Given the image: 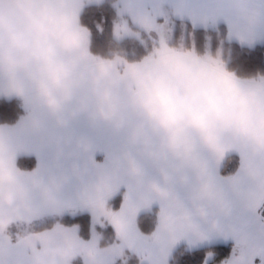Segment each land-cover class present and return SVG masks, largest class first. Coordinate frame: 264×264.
Returning <instances> with one entry per match:
<instances>
[{"label":"crops","instance_id":"obj_1","mask_svg":"<svg viewBox=\"0 0 264 264\" xmlns=\"http://www.w3.org/2000/svg\"><path fill=\"white\" fill-rule=\"evenodd\" d=\"M106 1L0 0V98H18L26 110L16 124H0V264H72L92 239L59 223L36 228L98 206L106 225L121 189L110 225L144 264H169L182 246L230 242L248 250L247 264H261L264 81L179 49L122 68L102 60L81 14ZM192 7L117 0L113 35L126 24L153 36ZM217 13L233 41L264 42V0H215ZM23 156L37 167L21 170ZM233 157L238 169L227 175ZM154 208L157 229L144 236L138 219Z\"/></svg>","mask_w":264,"mask_h":264},{"label":"trees","instance_id":"obj_2","mask_svg":"<svg viewBox=\"0 0 264 264\" xmlns=\"http://www.w3.org/2000/svg\"><path fill=\"white\" fill-rule=\"evenodd\" d=\"M117 0H107L101 5H90L86 7L81 14V22L92 31L91 52L102 60H119L120 67L126 64L138 63L146 58L158 54L162 49L160 43L149 35L148 32L137 27L134 32L135 36L124 39H117L113 35L114 25L120 20L117 8ZM226 28V26H223ZM180 29L176 30L175 39L170 43L169 49H179L185 53L192 54L199 58L205 57L206 35L213 36V52L215 53L221 44L222 51L227 56L225 65H221V69L243 81H253L255 78H264V42L253 47L242 45L237 41H226V30L221 35L217 32L206 31L205 29H196L194 31V39L185 41L186 44L192 46L190 50L182 49L179 46L180 41L178 35ZM228 35V34H227ZM141 36V37H140ZM177 45H179L177 47ZM23 103L18 98H0V124L14 125L25 115ZM18 167L21 170L29 171L37 167V158L35 156H23L18 159ZM239 160L233 157L232 161L227 162L223 171L227 175L233 174L238 169ZM126 196L125 189H121L115 193L108 202V210H118ZM159 222V211L154 208L150 212L142 214L138 219V228L142 235L151 236L157 229ZM61 224L68 227H75L82 239L90 241L92 239L93 216L91 213H83L72 216L65 214L57 218L48 220L39 225L36 231L50 229L55 224ZM102 232L101 245L107 247L113 242L116 243L119 238L114 227L106 224L99 228ZM233 251V243L216 244L196 250L188 249L184 246L179 247L173 253L169 264H206L210 257L209 264H218L229 258ZM126 264H144L141 259L130 250L125 251ZM72 264H84L81 257L74 260Z\"/></svg>","mask_w":264,"mask_h":264},{"label":"rangeland","instance_id":"obj_3","mask_svg":"<svg viewBox=\"0 0 264 264\" xmlns=\"http://www.w3.org/2000/svg\"><path fill=\"white\" fill-rule=\"evenodd\" d=\"M100 3L101 0H96ZM105 0H102V2H104ZM191 5H193V9H191L190 13H188V18H174L171 20V22L164 24L163 26H161V28H159V30H157V32L155 34H153V36L151 34H149L151 37H153L155 40H157L162 49L159 50L161 52L165 51V50H175L173 48L169 49V45L170 43L175 39V33L177 29H180V34L178 35L179 37V45H177V47L179 46L182 49H187L190 50V48L192 46H189L186 44V40L187 38L189 39H194V31L196 29H205L206 31H210V32H217V34L221 35V33L226 30V39L221 38V40L226 44V41L232 42L233 40L229 38V30L230 28H228L227 24L225 23H221L219 22L220 20V14L217 13L215 14V0H191ZM226 13V10H224ZM215 18H218L217 20H215ZM205 20H208L210 22H205ZM224 20H227V18L225 17ZM216 21V23H215ZM223 26H226V28H223ZM138 33L133 32L128 25L125 24L124 25H119L116 29H115V33L114 36L117 39H124L127 37H130L131 35L135 36ZM228 34V35H227ZM138 36V35H137ZM141 37V36H140ZM206 50H205V57L208 58H212L215 61H218L221 65H225L226 61H227V56L226 54L222 51L221 49V44L219 45L220 48L214 53L213 52V36L210 34L206 35ZM226 40V41H225ZM238 42V41H237ZM240 44H242L241 42H239ZM247 43H251V42H247ZM255 43V42H253ZM259 43H263V42H259ZM244 45V44H242ZM248 47H253L252 46H248ZM253 81H257L258 83H261V81H264L263 77L260 78H255L252 79ZM131 155V154H130ZM114 155L111 156V158ZM115 156H118L115 155ZM119 161V159H118ZM104 206H106V203L104 202L103 204ZM108 210V209H107ZM84 210H76V212H79L76 215H80L83 213H90V212H83ZM94 213L95 215L91 214L93 216V226H92V240L90 243H92L91 248L85 252L83 255L80 254V256H78L77 258L81 257V259H83L84 264H126V255H125V251L129 250V249H125L123 250L120 245L121 242H119L120 240H118L116 243H112L111 245L107 246V247H103L101 245V240H102V232L99 229L100 227H104L105 226V220L104 217L101 216L100 213V209L99 206L98 207H94ZM82 212V213H80ZM109 218H106V220H108V224H110V217L112 215V213H114V211H109ZM116 212V211H115ZM65 215V214H63ZM72 216H76L74 214H69ZM62 216V215H61ZM68 227V226H67ZM259 236H261V232H259ZM77 234L79 235V233L77 232ZM231 243V242H230ZM234 244V243H233ZM234 248L232 251V254L230 256V258H228L227 260H225L222 263H218V264H247L249 255H248V250H246L245 248L242 247V245L239 244H234ZM212 246V245H211ZM188 249H193L196 250L195 248H191V247H187ZM79 251V250H77ZM131 251V250H130ZM252 251V250H251ZM255 251H259V249H253V252ZM261 251V250H260ZM84 251H81V253H83ZM132 252V251H131ZM133 253V252H132ZM76 258V259H77ZM211 258H209V260L207 261L206 264H209V262L211 261ZM257 264H259V262H257Z\"/></svg>","mask_w":264,"mask_h":264},{"label":"water","instance_id":"obj_4","mask_svg":"<svg viewBox=\"0 0 264 264\" xmlns=\"http://www.w3.org/2000/svg\"><path fill=\"white\" fill-rule=\"evenodd\" d=\"M261 264H264V252L262 254V261H261Z\"/></svg>","mask_w":264,"mask_h":264}]
</instances>
